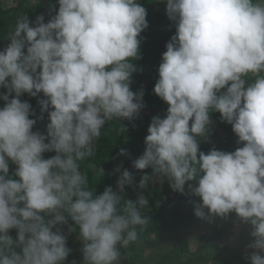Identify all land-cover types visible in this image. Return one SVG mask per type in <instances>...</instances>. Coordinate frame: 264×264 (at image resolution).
<instances>
[{
  "label": "clouds",
  "instance_id": "obj_1",
  "mask_svg": "<svg viewBox=\"0 0 264 264\" xmlns=\"http://www.w3.org/2000/svg\"><path fill=\"white\" fill-rule=\"evenodd\" d=\"M57 2L47 23L43 15L33 26L18 17L0 50V88L7 90L0 94V264H64L68 235L77 231L83 264H119L120 247L150 221L141 212L148 200L123 198L134 179L128 170L119 191L109 186L96 195L79 162L95 154L107 121L132 120L145 107L143 91L130 84L147 12L137 0ZM166 15L175 34L153 91L167 113L152 118L133 166L151 168L181 194L187 184L202 201L194 206L198 218L205 209L213 217L235 213L250 226L254 251L245 259L264 264V0H166ZM25 93L43 94L36 119L20 99ZM45 112L46 134L34 132ZM212 112L242 147L200 151ZM48 152L55 155L45 159ZM149 180L145 174L139 188Z\"/></svg>",
  "mask_w": 264,
  "mask_h": 264
},
{
  "label": "trees",
  "instance_id": "obj_2",
  "mask_svg": "<svg viewBox=\"0 0 264 264\" xmlns=\"http://www.w3.org/2000/svg\"><path fill=\"white\" fill-rule=\"evenodd\" d=\"M147 12L148 27L140 33V54L133 60L137 71L131 76V90L136 93L143 91L142 102L145 105L139 115L132 120L112 119L107 121L101 129V137L94 141L95 154L80 161V169L88 178V187L96 195L102 194L106 187L111 186L114 191H119L117 180L124 170H128L133 176V183L126 185L122 193L124 199L136 201L140 195L148 200L146 209H141L142 214L150 218L149 223L138 229V238L127 248L120 247L121 257L119 264H250L245 257L254 249L247 248L245 255L239 250L226 245L221 227L213 226L210 230L209 241L200 247L191 248L186 234L201 218L194 215V206L201 203L199 197L191 195L187 184L185 192L170 190L164 187L170 184L167 178L153 175L151 168L144 170L135 169L133 161L138 159L145 150V137L147 129L154 116L166 117L168 105L155 95L153 89L158 80V68L162 62V54L166 51V43L175 34L174 22L166 15V8L157 7L152 0H137ZM57 0H0V50L7 47L10 33L16 26L17 18L27 16L30 26H33L38 16H44L47 23L52 15L58 11ZM6 89L0 88V94L6 93ZM14 95V94H13ZM12 98V97H10ZM43 94L31 97L27 93L20 99L27 101L36 119L40 115L38 100L43 99ZM5 101L0 100V108ZM211 124L207 137L200 139V151L207 152L215 148L225 152H233L242 144H238V137L232 131V126L220 118L219 112L210 114ZM49 122L47 112L44 119H37L33 131L46 134V125ZM125 149L126 154H120ZM54 152L44 153V158L54 156ZM15 165L10 163L9 175L15 170ZM147 174L150 180L144 189L139 188L141 178ZM160 180L158 181V179ZM194 186L195 181L189 182ZM169 188V187H168ZM192 198V207L184 204V200ZM237 219L242 227L243 240L251 243L250 226L242 223L235 213H230ZM73 222L69 219V224ZM67 232V226H62ZM15 238L16 230L8 233ZM78 231L71 233L67 238V246L72 250L64 264H83L80 251L82 242L77 239ZM247 244V245H248Z\"/></svg>",
  "mask_w": 264,
  "mask_h": 264
},
{
  "label": "rangeland",
  "instance_id": "obj_3",
  "mask_svg": "<svg viewBox=\"0 0 264 264\" xmlns=\"http://www.w3.org/2000/svg\"><path fill=\"white\" fill-rule=\"evenodd\" d=\"M153 4L159 9L160 7L166 8V0H152ZM160 178L158 179V181ZM164 187L168 192L170 190V184ZM169 187V188H168ZM192 198L185 199L183 202L186 206L192 207ZM206 218L201 219L194 227L187 232L186 238L191 248L196 249L209 241L210 230L213 226H219L222 229V238H224L226 245L230 248H235L240 251L241 254L247 253V240H243L244 235L242 234V227L238 224L237 219H234L233 215L227 217L219 216H207V209H205Z\"/></svg>",
  "mask_w": 264,
  "mask_h": 264
}]
</instances>
